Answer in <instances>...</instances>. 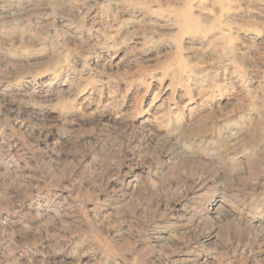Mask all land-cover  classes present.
<instances>
[{
	"label": "rangeland",
	"instance_id": "obj_1",
	"mask_svg": "<svg viewBox=\"0 0 264 264\" xmlns=\"http://www.w3.org/2000/svg\"><path fill=\"white\" fill-rule=\"evenodd\" d=\"M0 264H264V0H0Z\"/></svg>",
	"mask_w": 264,
	"mask_h": 264
}]
</instances>
